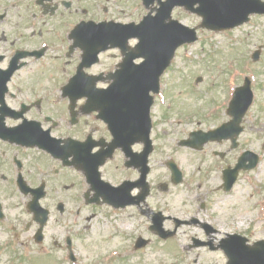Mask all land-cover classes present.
Here are the masks:
<instances>
[{
  "label": "flooded vegetation",
  "instance_id": "flooded-vegetation-1",
  "mask_svg": "<svg viewBox=\"0 0 264 264\" xmlns=\"http://www.w3.org/2000/svg\"><path fill=\"white\" fill-rule=\"evenodd\" d=\"M102 12V1L97 0H0V77L8 76L5 93L2 96L8 109L0 110V118L4 117L8 127L18 126L24 120L37 122L43 130H48L56 138H72L83 142L77 146H69L67 150L58 149L69 154L67 158L69 164L65 166L61 159L53 157L43 148L26 147L0 139V185L4 188L0 193H3L2 197L7 194L10 198L14 197L28 203L39 194L36 189L43 186L45 195L40 199L41 203L52 202L55 199H60L65 204L76 202L80 198L86 200V193L79 187L80 175L83 179L84 176L77 170L76 164L81 165L82 162L90 160L98 165L99 177L102 180L110 182L115 188L122 185L126 187L124 197L121 199L118 196L112 205L117 215L118 226L124 230L125 240L130 241L135 234L142 233L147 235L152 233L157 238L159 237L157 232L152 229L155 217L161 219L162 230L170 232L168 230L171 229L165 227L169 218L163 215L167 210L162 202L164 191L158 177L153 176L152 153L143 161L136 155L143 150V144L134 143L130 146L133 161L131 166L127 165L131 159L126 157L122 148H116L112 152V157L101 166L99 159L108 155V143L112 136L108 125L97 118L94 112L85 114L84 105L87 103L85 97L77 98L75 107L71 109L69 99L64 94L66 83L54 82L58 75L65 74L69 78L80 60L79 49H69L71 42L68 40L69 30L82 21L102 22ZM41 48L45 50L40 53ZM19 51L23 55L16 54ZM113 60L112 55H109L102 63L101 71L114 70ZM42 81L47 83H41ZM106 86L107 84L103 83L97 84L99 88ZM10 112H13V115L17 113L16 118L5 115ZM153 131L154 126L151 129V137ZM167 133L163 131L160 134ZM88 137L94 145L92 154L100 152L98 158L87 157ZM205 148L212 150L218 162L230 161L229 141L219 144L208 143L203 150ZM163 165L165 166V163ZM214 166L211 165L210 170L205 171L204 190L197 194L200 197L201 195L207 197L209 194L206 183L215 179ZM19 183L25 185L24 190L19 188ZM201 187L199 185V188ZM215 190L223 191L219 184ZM65 212L66 207H63L60 215L63 216ZM4 220L9 221L6 218ZM14 221L19 226L12 225V230L19 229L23 237L18 233L12 235L5 233L6 236L2 238L4 246H0V264H16L24 259V253L20 252L17 246L24 250L39 246L34 238L38 224L33 217L24 222V229H20L22 219L14 218ZM172 222L175 223V220ZM195 224H199L203 230L200 231L201 237L196 238V242L193 241L195 247L222 249V241L230 231H218L198 220ZM55 225L63 228L65 218H56L50 226ZM245 237L247 243L251 244L263 239H251L246 234ZM45 239L44 235L43 242ZM12 241L17 242L11 245ZM4 253L8 256L3 257Z\"/></svg>",
  "mask_w": 264,
  "mask_h": 264
},
{
  "label": "rangeland",
  "instance_id": "rangeland-1",
  "mask_svg": "<svg viewBox=\"0 0 264 264\" xmlns=\"http://www.w3.org/2000/svg\"><path fill=\"white\" fill-rule=\"evenodd\" d=\"M120 1L104 0V4L114 7L113 10L109 9L108 13L104 14L105 18H126L128 12L121 13L114 10L115 6L127 7L131 11L130 19L135 21L146 13L141 5L135 8L137 0ZM174 17L191 27L197 26L200 22V17L183 9H176ZM222 23L227 24L228 21ZM8 25L9 23L7 28H9ZM198 36L197 42L182 50L181 54L179 53L173 66L163 78V89L166 92H163L165 97L157 100L155 114H153L155 123L162 122V126L159 127L169 128L164 123L168 120L171 123L170 128L175 129L174 127L177 126L175 130H178L182 127L185 133L196 126L208 127L211 125V121L205 119L210 111L208 107L223 106L225 104L223 102L227 100L225 98L228 97L225 90L233 91L236 87L235 83L241 82L244 76H249L253 81L255 99L244 119L241 142H243V150L249 148L258 152L261 155V162L258 168L243 172L241 180L230 194L210 192L207 214L198 208L193 194L189 191L195 189L192 180L189 186L185 181L179 185H173L167 176L163 175L160 180L168 185L165 194L168 213L178 218L183 215L186 218L195 216L202 222L210 223L219 231L244 233L251 239L264 238V48L259 61L250 63L253 50L264 44V16L253 15L248 23L233 30L219 32L200 30ZM248 59L250 62L248 61L247 65L245 62L243 68V62ZM198 77H201L200 81L197 80ZM234 80L232 86L228 85ZM41 83H47V81ZM216 99L217 101L213 102ZM179 136L181 133L173 132V134L161 136L158 139L157 148L153 154V163H156V157L157 159L160 156L163 157L172 149L174 157L182 162L188 177L193 175L191 166L194 163L201 165L202 157L206 155L194 154L187 148L178 146L175 138ZM240 152L241 150L236 152L233 150L231 160L233 154L239 155ZM212 161L213 159L207 156L206 162L211 163ZM155 168L157 167L154 166L153 173L160 175L159 170ZM1 190L4 191V188L0 185ZM202 191L194 190L199 194ZM4 195V200H7L4 201L5 205L11 206L10 209L4 211L9 218L25 215L21 207H14L19 205L18 203L12 202L7 194ZM182 211L186 213L182 214ZM81 214V221L74 231L58 229L46 231L51 235L49 243L45 244L39 252H35L34 249L28 252L29 261L24 264H45L44 257L50 260V262L45 261L48 262L47 264H68L65 260L67 236L71 237L74 252L80 258L75 264H180L177 258L183 257L192 262L197 254H200L198 259L205 262L224 263L225 261L224 255L219 250L186 248V245L191 243L190 238L202 231L198 225L193 224L179 227L173 239L177 242V253L170 252L175 248L172 240L167 241V244L163 241H154L148 247L135 251L131 253V256L127 255L120 260L121 258H116L117 253L120 252L119 248H123L129 242L126 243L122 232L116 233L113 221L117 222V220H114L113 211L103 204L88 205ZM92 214L89 221L84 219L86 215L91 216ZM2 231L5 230L0 227V234ZM53 241H56L55 244ZM47 246L49 250L46 249Z\"/></svg>",
  "mask_w": 264,
  "mask_h": 264
},
{
  "label": "water",
  "instance_id": "water-1",
  "mask_svg": "<svg viewBox=\"0 0 264 264\" xmlns=\"http://www.w3.org/2000/svg\"><path fill=\"white\" fill-rule=\"evenodd\" d=\"M206 23L209 24V20L206 19ZM243 93L245 96V102H249L251 100V94L249 93L248 88L243 89ZM248 103H246L247 105ZM245 106V103H243ZM245 108H243V113ZM256 253H261V251H247L243 249V251H235L234 249L231 250V258L234 263L238 264H247L251 261V257H254Z\"/></svg>",
  "mask_w": 264,
  "mask_h": 264
}]
</instances>
